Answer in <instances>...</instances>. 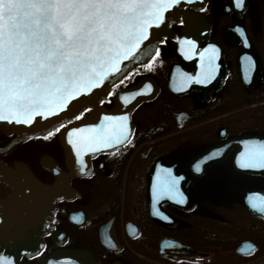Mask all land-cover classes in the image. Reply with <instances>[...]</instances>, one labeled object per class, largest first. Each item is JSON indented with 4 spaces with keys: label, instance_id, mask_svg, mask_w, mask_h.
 <instances>
[{
    "label": "flooded vegetation",
    "instance_id": "obj_1",
    "mask_svg": "<svg viewBox=\"0 0 264 264\" xmlns=\"http://www.w3.org/2000/svg\"><path fill=\"white\" fill-rule=\"evenodd\" d=\"M245 2L193 0L180 10L168 25L173 36L146 62L152 67L139 65L113 89L147 84L148 96L130 112L131 143L88 153L84 173L58 134L45 141L0 124V237L9 241L0 242V257L13 264H264V211L252 207L264 197V168L240 167L249 146L264 143V0ZM187 40L196 48L185 56L180 41ZM210 46L217 49L212 68L209 53L204 62L199 55ZM205 70L210 82L188 79ZM115 98L101 105L112 110ZM168 169L185 202L164 195L154 209L153 184ZM31 178L47 194L59 191L29 250L17 234L31 235V225L14 221L21 196L41 193Z\"/></svg>",
    "mask_w": 264,
    "mask_h": 264
},
{
    "label": "snow or ice",
    "instance_id": "obj_2",
    "mask_svg": "<svg viewBox=\"0 0 264 264\" xmlns=\"http://www.w3.org/2000/svg\"><path fill=\"white\" fill-rule=\"evenodd\" d=\"M182 2L193 0H0V122L32 127L47 121L51 127L35 138L48 141L64 135L81 173L87 167L85 154L131 143L127 115H105L99 123L83 126L76 122L83 123L92 112L87 104L98 89H108L107 96H118L125 104L143 94L119 96L113 89L130 79L125 62L139 59L152 30L166 25V14ZM243 6L244 0H235L236 8ZM180 43L188 46L186 51L182 47L183 55L194 53L193 41ZM216 52L210 46L199 54L201 61L209 53L207 64L212 68ZM159 55L156 48L151 59ZM212 78L208 70L188 77L196 83ZM242 156L240 167L264 168V143L250 145ZM164 172L166 178L159 180L158 174L153 184L154 209L164 195L185 202L171 170ZM252 207L264 211V197L255 198ZM0 264L13 261L0 257Z\"/></svg>",
    "mask_w": 264,
    "mask_h": 264
},
{
    "label": "water",
    "instance_id": "obj_3",
    "mask_svg": "<svg viewBox=\"0 0 264 264\" xmlns=\"http://www.w3.org/2000/svg\"><path fill=\"white\" fill-rule=\"evenodd\" d=\"M245 1L246 0H244V2ZM188 4L189 3L182 2L179 6L174 8L171 13L166 14L167 16L166 25H162L159 29L152 30L153 35L150 37V40L145 42V45L142 46L141 51L138 53L139 59L136 62H129V61L125 62V65H126L125 70L127 72H130L131 70H133L137 65L143 64L146 61H148L151 58V56L154 54L155 49L158 47V44L163 40L165 36H173L172 32L170 31L168 27L169 22L171 20H177L179 17L180 10H182ZM174 70L177 71V69L173 67L171 73H173ZM146 85H147L146 82H142L139 84V86L133 89L124 90L120 92L119 96H130L132 93H135V92H141L143 94L135 96L134 99H130L127 104H125L122 99H119L118 96H116L115 107L109 111L106 110L101 105H99L100 104L99 101H101L104 97H106V92L108 89L96 90V95L93 97V102L87 104L88 107L93 108L92 112L88 115V117L85 119L83 123L80 121L76 122L77 125L83 126L84 124H88V123H99L100 120L105 115H114V116L127 115L129 117L128 127L130 129L131 128L130 111L140 100L148 96L145 93ZM109 87H111V85H109ZM0 124L9 127L14 133H16L19 136L45 134L46 126L51 127V125H49L47 121H42L40 124L34 125L32 127H28L24 125H11L7 123H3V122H0ZM59 140L61 144L66 148V150L70 151V147L66 143V137L64 135L59 134ZM105 149H108V148H105ZM86 155L87 154H85V156ZM2 165L4 166L3 163H0V166ZM9 181L12 183V186L16 189V191L18 190L20 192L23 190L22 184H20L18 181H14L12 179H9ZM31 185L36 186V188L33 187V189H36L40 191L41 193L25 194L21 196V200L19 203L21 204L19 206L20 215L19 217H16L20 219L14 221V222L17 221L20 223V222H23V218H24V219H27L28 225H31V228L33 231L31 235L24 237L23 235L17 234L22 239V242L28 241V244L25 245V248L29 250L34 249L38 246L39 241H40V236L42 235L40 231L43 228V226L46 224V222L48 221V218L51 215V211H50L51 196L55 197V195L59 191L57 189H54L51 193H48V194L45 193L44 188L34 178H31ZM16 204L18 205V203ZM22 231L23 229H21V232ZM3 240L5 242H9L8 239L5 238V235L4 236L1 235L0 242H3ZM16 255H18V253Z\"/></svg>",
    "mask_w": 264,
    "mask_h": 264
},
{
    "label": "bare ground",
    "instance_id": "obj_4",
    "mask_svg": "<svg viewBox=\"0 0 264 264\" xmlns=\"http://www.w3.org/2000/svg\"><path fill=\"white\" fill-rule=\"evenodd\" d=\"M130 125H131V128H130V129H133V128H132V127H133V125H132L131 119H130Z\"/></svg>",
    "mask_w": 264,
    "mask_h": 264
}]
</instances>
